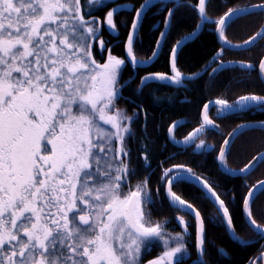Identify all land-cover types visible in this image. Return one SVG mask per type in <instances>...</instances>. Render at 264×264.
Returning <instances> with one entry per match:
<instances>
[{
	"label": "snow or ice",
	"instance_id": "obj_1",
	"mask_svg": "<svg viewBox=\"0 0 264 264\" xmlns=\"http://www.w3.org/2000/svg\"><path fill=\"white\" fill-rule=\"evenodd\" d=\"M109 3L115 0H0V264H184L190 258L187 222L176 216L183 231L171 233L164 222L152 218L151 206L157 202L160 186L170 207L197 221L199 258L194 264H207L205 220L172 191L173 185L188 181L207 189L218 205L212 222L220 223L236 241H241L225 201L190 168L174 166L163 170L155 189L148 177L132 183L137 169L132 165L129 141L136 139V120L143 117L146 129L147 114L141 104H136L132 115L120 105L127 99L124 89L131 83L120 79L125 60L108 55L99 64L92 54L94 44L101 55L105 52L100 38L102 22L93 16V11ZM211 3L212 0H141L138 8L130 6L134 16L130 27L125 24L129 32L124 43L134 69L163 54L181 8L192 9L198 21L192 31L182 34L168 49L173 74L143 76L134 89L137 95L151 83L179 88L185 86V80L194 81L201 75L182 73L177 62L185 46L198 38L208 23L214 25L224 42L203 67V73L213 81L226 70L224 48L247 49L264 39V27L241 44H233L225 36V31L244 15L254 10L264 12V3L251 9L230 8L219 18L208 14ZM157 4H162L164 18L158 26H152L157 35L151 57L148 61L137 60L133 44L142 43L144 20ZM123 7L112 8L105 15L110 33L117 36L114 15ZM241 67L256 66L247 63ZM258 67L264 76V59ZM209 104L223 118L245 110L264 111V95L245 94L231 103L224 99L209 101L203 108V124L186 141L194 142L204 125L218 127L207 116ZM178 126V122L173 123L169 134ZM256 127L264 130V121L237 125L224 139L217 161H225L235 139ZM196 147L203 148L204 142ZM148 152L142 144L138 159L145 169L151 167ZM260 162H264V153L239 171H250ZM258 192H264V182L243 195L242 205L247 209L246 223L264 238V224H258L252 214ZM154 246H162L163 251L145 261V254ZM257 259L264 264V252Z\"/></svg>",
	"mask_w": 264,
	"mask_h": 264
},
{
	"label": "trees",
	"instance_id": "obj_2",
	"mask_svg": "<svg viewBox=\"0 0 264 264\" xmlns=\"http://www.w3.org/2000/svg\"><path fill=\"white\" fill-rule=\"evenodd\" d=\"M140 3L141 0H115V3H109L107 7H100L93 11V16L102 22L100 38L104 41L105 48L104 54L101 55L99 47L95 44L92 46L95 59L99 60L100 64L105 62L108 55L125 60L120 79L122 83L127 80H131V83L124 89V96L127 99L121 100L120 105L126 108L129 115H132L136 110V104H141L147 114L146 129L143 117L136 120L133 124L136 139L129 141V147L132 149V165L137 169L136 176L132 177V183L148 177L150 186L155 189L159 186V177L163 170L174 166L190 168L193 173L207 180L217 195L225 201V206L229 207V213L233 216L235 232L241 237L240 242L236 241L220 223L212 222L211 218L217 216V207L200 185L195 184L194 181L175 184L174 192L199 211L205 220L204 259L207 264H249L250 261L260 264L257 258L264 252V238H261V234L255 232L246 223L242 198L250 188L264 181V162H260L247 175L230 176L222 171L216 157L224 139L237 125L264 121V111L252 109L219 118L216 107H212L209 110V117L218 127L207 128L204 125V130L201 131L195 143L186 148H179L171 141L168 129L173 123L178 122L179 126L175 127L174 136L182 140L203 124V108L209 101L224 99L231 103L245 94L264 95V82L258 67L259 62L264 58V39L245 50L224 48L222 59L226 62V70L221 71L213 81L209 75L203 73V67L222 46L214 31V25L208 23L198 38L185 46L177 62V67L182 73L198 72L201 75L194 81L185 80V86L179 88L159 82L151 83L137 95L134 89L139 87L143 76L156 73L173 74L168 64V49L176 39L181 38L182 34L186 35L192 31L198 22L192 9L181 8L176 14L175 27L169 37L168 45L163 49V54L154 62L134 69L128 62L124 41L134 16L130 6L135 5L138 8ZM261 3H264V0H212L208 7V14L213 18H219L230 8H244ZM121 5L124 6L122 10L114 15L116 30L119 33L117 36L110 33L105 15L110 9ZM163 18L162 4H157L148 12L140 32L142 43L134 42L133 44V54L137 60L150 59L154 37L157 35L152 26L154 24L158 26ZM263 25L264 12L247 14L236 20L231 28L225 31V36L233 44H241ZM247 63L256 67L252 69L241 67ZM129 100H134L135 103H130ZM201 141L204 142V147L197 148L196 145H199ZM142 144L149 149L150 169H145L142 161L138 159ZM262 152H264V130L258 127L251 128L236 138L231 154L226 155V164L231 170L237 171L249 165L253 158ZM151 210L152 218L167 222V227L172 233L183 231L175 219L176 216L185 215L189 218V233L186 240L190 258L186 259L184 264H194L199 258L196 251L197 221L188 213L170 207L163 186H160L159 197L156 204L151 206ZM252 214L258 224H264V192L257 193L252 204ZM220 249H223V252H220ZM159 251L160 248H153L145 254L144 260L153 259Z\"/></svg>",
	"mask_w": 264,
	"mask_h": 264
},
{
	"label": "water",
	"instance_id": "obj_3",
	"mask_svg": "<svg viewBox=\"0 0 264 264\" xmlns=\"http://www.w3.org/2000/svg\"><path fill=\"white\" fill-rule=\"evenodd\" d=\"M251 7L252 6H248V7H244V8H249V9H251ZM259 10H254V11H251V13H254V12H258ZM262 27H264V25L262 26ZM217 37H218V35H217ZM218 40H219V42H220V44H221V46L223 47V41L222 40H220L219 38H218ZM259 41H261V40H258L255 44H257ZM254 44V45H255ZM254 45H252V46H254ZM252 46H249L248 48H250V47H252ZM247 48V49H248ZM225 49H229V48H225ZM230 50H245V49H243V48H231ZM127 55V54H126ZM127 58H128V55H127ZM264 59V58H263ZM145 65V64H144ZM260 75H261V73H260ZM261 78H262V80H263V82H264V76H261ZM211 107H215V106H212L211 104H209V107H208V111H209V109L211 108ZM208 111H207V116H208ZM247 111H249V110H245V111H243V112H247ZM242 112V113H243ZM233 114H240V113H233ZM248 124H258L259 122H247ZM206 127H211V125H206ZM174 130H175V128L173 129V131H172V133L171 134H169L172 138H170L171 139V141L176 145V146H178L179 148H186V147H189V146H191V145H193L194 143H195V141H196V139H197V137L200 135V133L201 132H199V133H197L196 134V137H194V142L193 141H186V139L184 138V139H182V140H179V139H177L175 136H174ZM193 132H195V130L193 131ZM192 132V133H193ZM191 133V134H192ZM190 135V134H189ZM188 135V136H189ZM187 136V137H188ZM236 140V139H235ZM262 153H264V152H262ZM260 155V154H259ZM257 157V156H256ZM253 162V160L250 162V164ZM219 164H220V168L222 169V171L224 172V173H226V174H228V175H230V176H244V175H247V174H249V173H251L255 168H256V166L259 164V163H257L256 164V166L253 168V169H251L250 171H246V172H243V173H241L239 170H237V171H235V170H231L228 166H227V164H226V158H225V161H223V162H219ZM249 164V165H250ZM201 178V177H200ZM201 180H204V179H202L201 178ZM262 182H264V181H262ZM260 183V182H259ZM174 186V185H173ZM173 186H172V191H174L173 190ZM201 186V185H200ZM202 187V186H201ZM212 187V186H211ZM204 189V188H203ZM213 189V188H212ZM206 192H207V189H204ZM213 191H215L214 189H213ZM208 194V193H207ZM217 194V193H216ZM209 195V194H208ZM209 197L213 200V198L209 195ZM182 199V198H181ZM183 200V199H182ZM185 201V200H184ZM213 202H214V204L216 205V207L218 208V205L215 203V201L213 200ZM244 211L246 212L247 211V209H245L244 208ZM230 214V213H229ZM246 217V216H245ZM247 219V218H246ZM253 229V228H252ZM255 232H257L255 229H253ZM258 233V232H257ZM260 234V233H259Z\"/></svg>",
	"mask_w": 264,
	"mask_h": 264
},
{
	"label": "rangeland",
	"instance_id": "obj_4",
	"mask_svg": "<svg viewBox=\"0 0 264 264\" xmlns=\"http://www.w3.org/2000/svg\"><path fill=\"white\" fill-rule=\"evenodd\" d=\"M92 54H93V53H92ZM93 56H94V55H93ZM94 58H95V57H94ZM96 61H97V63L100 64L99 60L96 59ZM180 217H182V218L187 222L188 227H189V225H190V220H189V218L186 217L185 215H181ZM153 220H154V219H153ZM154 221H156V220H154ZM167 225H168V223H167V222H164V225H163V226L166 228V230H167L168 232H170L169 229H168V227H167ZM171 233H172V232H171ZM186 237H187V236H186ZM155 247L160 248L159 254L163 251L162 246H154L153 248H155ZM153 248H152L151 250H153ZM188 252H189V250H188ZM159 254H158V255H159Z\"/></svg>",
	"mask_w": 264,
	"mask_h": 264
},
{
	"label": "flooded vegetation",
	"instance_id": "obj_5",
	"mask_svg": "<svg viewBox=\"0 0 264 264\" xmlns=\"http://www.w3.org/2000/svg\"><path fill=\"white\" fill-rule=\"evenodd\" d=\"M211 108H212V107H211ZM211 108H210V109H211ZM210 109H209V110H210ZM208 118L210 119V117H209V111H208ZM210 120H211V119H210ZM211 126H212V125H211ZM205 127H206V125H205ZM207 128H209V127H207ZM49 147H50V146H49Z\"/></svg>",
	"mask_w": 264,
	"mask_h": 264
}]
</instances>
